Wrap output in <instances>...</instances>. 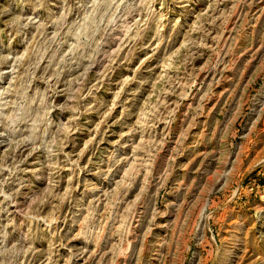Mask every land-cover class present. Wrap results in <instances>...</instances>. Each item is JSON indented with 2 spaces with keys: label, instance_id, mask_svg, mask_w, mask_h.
Returning a JSON list of instances; mask_svg holds the SVG:
<instances>
[{
  "label": "rangeland",
  "instance_id": "rangeland-1",
  "mask_svg": "<svg viewBox=\"0 0 264 264\" xmlns=\"http://www.w3.org/2000/svg\"><path fill=\"white\" fill-rule=\"evenodd\" d=\"M0 264H264V0H0Z\"/></svg>",
  "mask_w": 264,
  "mask_h": 264
}]
</instances>
